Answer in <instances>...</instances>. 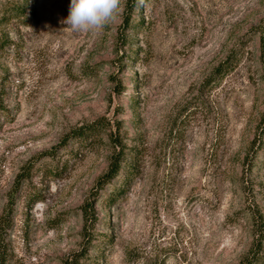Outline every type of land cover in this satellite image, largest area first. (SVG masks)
Masks as SVG:
<instances>
[{"label": "rangeland", "instance_id": "obj_1", "mask_svg": "<svg viewBox=\"0 0 264 264\" xmlns=\"http://www.w3.org/2000/svg\"><path fill=\"white\" fill-rule=\"evenodd\" d=\"M70 2L0 0L9 264H240L264 220V0H121L96 32Z\"/></svg>", "mask_w": 264, "mask_h": 264}, {"label": "trees", "instance_id": "obj_2", "mask_svg": "<svg viewBox=\"0 0 264 264\" xmlns=\"http://www.w3.org/2000/svg\"><path fill=\"white\" fill-rule=\"evenodd\" d=\"M232 60H230L228 63H226L224 66H221V68L218 70L219 75L224 74L226 72H229L233 66H232ZM110 124L109 121L105 118L100 119L92 124L83 126L79 128L74 133V138L81 141L82 144L85 146H88L89 144L94 145L99 141H103V134L107 132L109 129ZM112 137V136H111ZM115 138L112 137V140ZM122 155L121 153L117 154L115 158H113L109 171L101 180L99 183H101L102 186H105L106 184H109L113 179L117 178L122 167V157L118 156ZM136 168H131L130 171L127 174V178L125 182L123 183L124 186L128 187L131 180L134 178L135 170ZM117 198V196H114L113 199ZM84 218H85V224L86 229L88 227H91L95 223V218L93 217L90 208H85L84 212ZM256 229L257 232L255 235L254 242L252 244V247L249 251V254L242 260L240 264H264V220L262 216L259 218H256ZM5 227H0V264H9L10 262V255L8 253L7 247L4 242V233H5ZM79 262L73 263L69 262L67 264H78Z\"/></svg>", "mask_w": 264, "mask_h": 264}, {"label": "clouds", "instance_id": "obj_3", "mask_svg": "<svg viewBox=\"0 0 264 264\" xmlns=\"http://www.w3.org/2000/svg\"><path fill=\"white\" fill-rule=\"evenodd\" d=\"M121 0H71L69 14L61 22L73 31L101 30L119 10Z\"/></svg>", "mask_w": 264, "mask_h": 264}]
</instances>
